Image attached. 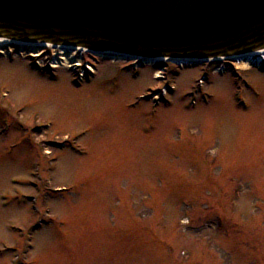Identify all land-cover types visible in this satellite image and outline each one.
I'll use <instances>...</instances> for the list:
<instances>
[{
	"label": "rangeland",
	"instance_id": "1",
	"mask_svg": "<svg viewBox=\"0 0 264 264\" xmlns=\"http://www.w3.org/2000/svg\"><path fill=\"white\" fill-rule=\"evenodd\" d=\"M18 50L0 53V264H264V61Z\"/></svg>",
	"mask_w": 264,
	"mask_h": 264
},
{
	"label": "water",
	"instance_id": "2",
	"mask_svg": "<svg viewBox=\"0 0 264 264\" xmlns=\"http://www.w3.org/2000/svg\"><path fill=\"white\" fill-rule=\"evenodd\" d=\"M0 38L139 64L245 62L264 49V0H0Z\"/></svg>",
	"mask_w": 264,
	"mask_h": 264
},
{
	"label": "bare ground",
	"instance_id": "3",
	"mask_svg": "<svg viewBox=\"0 0 264 264\" xmlns=\"http://www.w3.org/2000/svg\"><path fill=\"white\" fill-rule=\"evenodd\" d=\"M18 47V53L22 55H29V56H38L35 52L40 47H52L55 50V62H53L54 66L62 65L66 68H75L81 66L79 64V61H74V54L78 53L80 51H83V48L76 47L75 49H72L70 46H64V45H51L49 43H36V42H29V41H17V40H10L6 38H0V53L4 56H9L10 52H12L14 49ZM257 56H263L264 57V49L258 50L256 52H250L247 55V59H252ZM256 64H259L260 62L264 61V58L260 60H255ZM240 65H243V62H238ZM244 65H248V62Z\"/></svg>",
	"mask_w": 264,
	"mask_h": 264
},
{
	"label": "flooded vegetation",
	"instance_id": "4",
	"mask_svg": "<svg viewBox=\"0 0 264 264\" xmlns=\"http://www.w3.org/2000/svg\"><path fill=\"white\" fill-rule=\"evenodd\" d=\"M165 64L166 63H162V62H159V63H154L152 64L153 67H155L157 70L161 71L162 69L165 68ZM208 64H218V61H212V62H205V63H202L200 65H208ZM198 65H192V64H189V65H185V66H182L181 68L182 69H186V68H192V67H196Z\"/></svg>",
	"mask_w": 264,
	"mask_h": 264
}]
</instances>
